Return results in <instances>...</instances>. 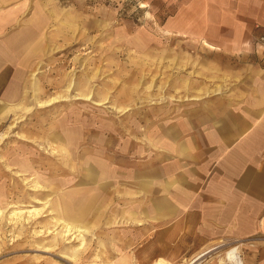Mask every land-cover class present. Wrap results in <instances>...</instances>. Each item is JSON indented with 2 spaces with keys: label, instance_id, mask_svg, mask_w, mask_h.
Instances as JSON below:
<instances>
[{
  "label": "rangeland",
  "instance_id": "1",
  "mask_svg": "<svg viewBox=\"0 0 264 264\" xmlns=\"http://www.w3.org/2000/svg\"><path fill=\"white\" fill-rule=\"evenodd\" d=\"M163 8L160 0H0V264H188L209 248L182 258L160 251L132 179L100 187L85 162L94 146H110L113 165H133V151L144 160L149 125L170 123L189 97L220 87L218 68L202 82L207 53L162 30ZM70 199L84 200L78 221L60 214ZM71 222L86 230L68 231ZM235 247L195 264H220Z\"/></svg>",
  "mask_w": 264,
  "mask_h": 264
},
{
  "label": "crops",
  "instance_id": "2",
  "mask_svg": "<svg viewBox=\"0 0 264 264\" xmlns=\"http://www.w3.org/2000/svg\"><path fill=\"white\" fill-rule=\"evenodd\" d=\"M160 1L162 30L207 53L202 82L212 83L207 79L219 69L220 87L189 97L172 110L170 123L149 125L144 160L133 151L139 156L133 165L125 159L113 165L110 146H94L88 172L100 187L114 177L132 179L154 242L160 251L170 248L171 258L234 245L242 264H264V48L257 42L264 0ZM129 152L118 151L123 158Z\"/></svg>",
  "mask_w": 264,
  "mask_h": 264
},
{
  "label": "bare ground",
  "instance_id": "3",
  "mask_svg": "<svg viewBox=\"0 0 264 264\" xmlns=\"http://www.w3.org/2000/svg\"><path fill=\"white\" fill-rule=\"evenodd\" d=\"M87 96L88 95H85L84 97H87ZM69 139H71V138H69ZM95 162H97V160H95ZM73 200H74L75 204H71ZM73 200L70 199V203H69L70 205L61 207L60 214L66 215L70 219L78 221V219H81L82 216H83V211L85 210V203L82 202L84 200H82V201L81 200L80 201H78V200L76 201L75 199H73ZM65 204H67V203H65ZM64 226H67V230L68 231H71L72 229H75V231H80V232L86 230V228H83L84 225L83 224H79V223L71 222V223L65 224ZM213 249L214 248L210 247L208 249H204V250L198 252L197 254L192 256L187 261L188 264H195L197 261H199L202 257H204L207 253H209ZM220 264H242V260L240 258L238 249L235 247V248H232L231 250H229L225 254V258L223 260L222 259L220 260Z\"/></svg>",
  "mask_w": 264,
  "mask_h": 264
},
{
  "label": "built area",
  "instance_id": "4",
  "mask_svg": "<svg viewBox=\"0 0 264 264\" xmlns=\"http://www.w3.org/2000/svg\"><path fill=\"white\" fill-rule=\"evenodd\" d=\"M165 1H171V0H165ZM257 42L264 48V35L259 36Z\"/></svg>",
  "mask_w": 264,
  "mask_h": 264
}]
</instances>
